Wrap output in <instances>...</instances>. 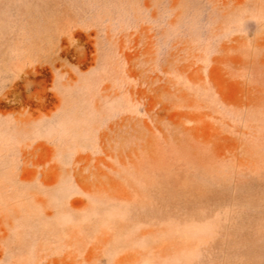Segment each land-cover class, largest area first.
Wrapping results in <instances>:
<instances>
[{
	"label": "rangeland",
	"instance_id": "1",
	"mask_svg": "<svg viewBox=\"0 0 264 264\" xmlns=\"http://www.w3.org/2000/svg\"><path fill=\"white\" fill-rule=\"evenodd\" d=\"M0 264H264V0H0Z\"/></svg>",
	"mask_w": 264,
	"mask_h": 264
}]
</instances>
